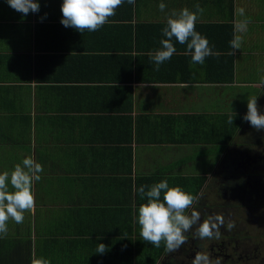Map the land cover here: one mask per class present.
I'll return each mask as SVG.
<instances>
[{
    "label": "crops",
    "instance_id": "obj_1",
    "mask_svg": "<svg viewBox=\"0 0 264 264\" xmlns=\"http://www.w3.org/2000/svg\"><path fill=\"white\" fill-rule=\"evenodd\" d=\"M37 2L24 15L0 0V173L27 157L43 167L24 214L33 257L39 243L50 264H160L170 252L139 235V188L167 180L196 195L207 218L202 201L218 195L223 163L250 133L235 116L251 96L264 112V0H125L84 33L61 23L63 0ZM197 4L196 30L219 55L193 64L173 39L175 54L156 71L148 53L161 48L169 15Z\"/></svg>",
    "mask_w": 264,
    "mask_h": 264
},
{
    "label": "clouds",
    "instance_id": "obj_2",
    "mask_svg": "<svg viewBox=\"0 0 264 264\" xmlns=\"http://www.w3.org/2000/svg\"><path fill=\"white\" fill-rule=\"evenodd\" d=\"M8 5L24 15L30 12H38L40 4L37 0H6ZM125 0H63L61 5L62 20L65 27H73L78 32H95L101 29L109 19L116 14V9L124 4ZM128 4L135 5L136 0H127ZM159 10L164 12L166 5L159 4ZM195 11L183 8L179 12L172 11L166 26L162 29L164 39H161V48L155 52H149L150 59L159 71L160 66L172 58L176 52L173 39L181 45L187 46L185 55H191L193 64H203L209 56L216 55L206 37L196 30L198 17L204 9L195 5ZM242 13V10H241ZM247 21L239 22L237 27L243 31ZM242 37L234 35L229 42L232 49H240ZM231 54V53H230ZM247 113L243 117L245 121L256 130H264V114H261L257 97H248ZM228 123H233V118L228 117ZM43 167L32 157H27L22 164H16L14 169L0 173V238L7 235L8 221L13 220L17 224L24 221L25 212H31L35 207L34 183L41 179ZM146 188L148 189L146 191ZM163 192V198L161 195ZM141 199L146 202L138 207V215L135 217L139 225V235L142 240L156 248L163 242L167 252H176L188 242L186 233L195 231L193 235L198 239H219L220 229L226 227L231 230L234 223H227L222 215H211L201 222V214L193 208L198 197L180 186L170 187L167 180L149 186L139 188ZM189 209H193L189 214ZM108 247L100 243L96 253L104 254ZM31 264H50L44 257H33ZM192 264H220V260H211L204 252H196Z\"/></svg>",
    "mask_w": 264,
    "mask_h": 264
},
{
    "label": "flooded vegetation",
    "instance_id": "obj_3",
    "mask_svg": "<svg viewBox=\"0 0 264 264\" xmlns=\"http://www.w3.org/2000/svg\"><path fill=\"white\" fill-rule=\"evenodd\" d=\"M248 130L245 142L233 147V156L222 165L218 195L201 203L207 217L222 215L225 225L231 222L235 227H222L219 239L201 240L193 235L194 226L188 242L166 255L160 264H192L198 251L213 261L219 259L220 264H264V130L251 125ZM209 187L213 188L212 184Z\"/></svg>",
    "mask_w": 264,
    "mask_h": 264
},
{
    "label": "trees",
    "instance_id": "obj_4",
    "mask_svg": "<svg viewBox=\"0 0 264 264\" xmlns=\"http://www.w3.org/2000/svg\"><path fill=\"white\" fill-rule=\"evenodd\" d=\"M238 122L236 127L243 123L244 115H236ZM237 129L231 132L226 138L225 143H229ZM23 223H27L23 221ZM15 224L13 227H8L6 236L0 238V264H31L33 259V243L31 240L32 228L31 225ZM37 234L38 231H37ZM38 256V257H37ZM37 258H39V243L37 244ZM125 263L126 259H122ZM131 259L126 263H130ZM157 259H154L150 264H156Z\"/></svg>",
    "mask_w": 264,
    "mask_h": 264
},
{
    "label": "rangeland",
    "instance_id": "obj_5",
    "mask_svg": "<svg viewBox=\"0 0 264 264\" xmlns=\"http://www.w3.org/2000/svg\"><path fill=\"white\" fill-rule=\"evenodd\" d=\"M242 140H243V137H241L240 141H242Z\"/></svg>",
    "mask_w": 264,
    "mask_h": 264
}]
</instances>
